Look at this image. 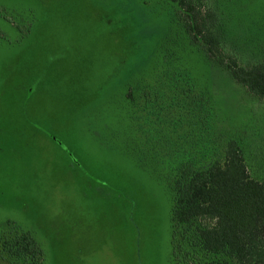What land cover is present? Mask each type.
Wrapping results in <instances>:
<instances>
[{"label": "rangeland", "instance_id": "1", "mask_svg": "<svg viewBox=\"0 0 264 264\" xmlns=\"http://www.w3.org/2000/svg\"><path fill=\"white\" fill-rule=\"evenodd\" d=\"M228 13L244 36L264 27V0ZM183 73L211 98L217 144L238 140L264 180V100L212 66L177 2L0 0V232L31 231L43 264H172L169 182L191 136L169 94L160 117L146 101Z\"/></svg>", "mask_w": 264, "mask_h": 264}, {"label": "trees", "instance_id": "2", "mask_svg": "<svg viewBox=\"0 0 264 264\" xmlns=\"http://www.w3.org/2000/svg\"><path fill=\"white\" fill-rule=\"evenodd\" d=\"M171 1L184 11L189 34L212 66L226 69L264 100V27L253 21L244 36L242 19L236 22L228 13L234 0ZM244 53H252L254 61L242 63L239 55ZM182 76L187 85L178 86L173 76L169 92L154 97L156 104L146 99L148 92L144 98L148 110L160 117L167 111L160 97L169 94L173 111L187 120L180 131L187 126L191 136L190 158L169 182L174 196L172 264H264V180L251 175L238 140L217 144L211 98L195 89L188 73ZM0 258L9 264H43L45 253L31 231L8 221L0 232Z\"/></svg>", "mask_w": 264, "mask_h": 264}]
</instances>
